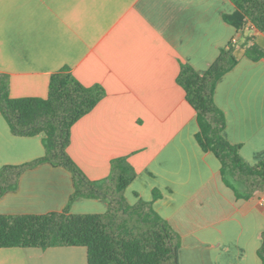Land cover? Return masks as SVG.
Here are the masks:
<instances>
[{
  "label": "crops",
  "instance_id": "obj_1",
  "mask_svg": "<svg viewBox=\"0 0 264 264\" xmlns=\"http://www.w3.org/2000/svg\"><path fill=\"white\" fill-rule=\"evenodd\" d=\"M233 12L229 0H0V74L9 96L46 98L62 69L84 87L101 86L104 98L71 127L67 154L90 181L126 159L135 172L126 202L151 203L179 235V264H261L264 192L239 199L223 183L176 82L181 66L203 75L235 42L237 62L214 90L222 136L240 146L248 166L264 159V60H250L243 47L251 37L264 49V32L249 24L237 31L223 20ZM42 138L14 136L0 112V169L41 158ZM73 191L67 170L41 163L0 197V215L61 212ZM107 209L103 200L77 198L69 212ZM0 264H86V250L3 248Z\"/></svg>",
  "mask_w": 264,
  "mask_h": 264
},
{
  "label": "trees",
  "instance_id": "obj_2",
  "mask_svg": "<svg viewBox=\"0 0 264 264\" xmlns=\"http://www.w3.org/2000/svg\"><path fill=\"white\" fill-rule=\"evenodd\" d=\"M229 1L234 12L223 16L227 24L237 31L249 24L264 32V0ZM235 46L231 42L221 50L203 75L188 65L181 66L176 82L195 112V138L200 148L219 161L223 183L237 198L248 200L255 193L264 192V159L254 166L241 159L240 146L229 144L222 136L225 118L214 103L217 81L237 62L233 55ZM243 47L250 60H264V49L254 44L251 37ZM104 96L101 86L84 87L67 69H62L51 75L46 98L13 99L9 96L8 77L0 74V112L11 133L17 137L42 135L44 150L43 156L31 163L0 169V197L16 188L25 169L41 163L67 170L74 186L61 212L0 215V249L83 247L86 264H179V235L153 210L151 203L138 201L131 206L126 202L124 192L135 178L126 159L112 161L106 179L90 181L67 154L71 127ZM77 198L103 200L108 209L104 214H72L69 208ZM257 254L264 264V233Z\"/></svg>",
  "mask_w": 264,
  "mask_h": 264
}]
</instances>
